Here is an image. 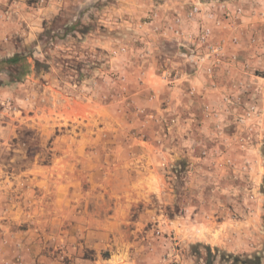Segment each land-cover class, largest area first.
Wrapping results in <instances>:
<instances>
[{
	"label": "rangeland",
	"instance_id": "1",
	"mask_svg": "<svg viewBox=\"0 0 264 264\" xmlns=\"http://www.w3.org/2000/svg\"><path fill=\"white\" fill-rule=\"evenodd\" d=\"M194 4L206 44L153 28ZM17 53L43 66L0 64L1 264H264V0H0Z\"/></svg>",
	"mask_w": 264,
	"mask_h": 264
},
{
	"label": "built area",
	"instance_id": "2",
	"mask_svg": "<svg viewBox=\"0 0 264 264\" xmlns=\"http://www.w3.org/2000/svg\"><path fill=\"white\" fill-rule=\"evenodd\" d=\"M213 5V4H212ZM220 5V4H218ZM202 7L200 4H194L186 14H181L180 12H177L176 15H173L172 21H168L167 23L164 24V26H161V23H158V19H155L154 21L151 22L153 25V28H155L156 31H162V34L174 37L177 40L178 39H183V40H191L194 36V32L186 31L184 29V25L186 23L194 22L196 24H200V28H198L197 33L195 34V38L198 39L200 44H206L208 41H210L213 31L212 28L208 26L207 22L205 23V20H214L217 22V24H220V20L216 18V15L214 12H209L207 14H204L202 16ZM201 22V23H200ZM194 38V39H195ZM210 51L213 54H219V47H214L213 45L209 46ZM183 56L187 57L188 60L193 62L194 64L197 65V55L194 54H187L183 53ZM23 264V263H21Z\"/></svg>",
	"mask_w": 264,
	"mask_h": 264
},
{
	"label": "trees",
	"instance_id": "3",
	"mask_svg": "<svg viewBox=\"0 0 264 264\" xmlns=\"http://www.w3.org/2000/svg\"><path fill=\"white\" fill-rule=\"evenodd\" d=\"M28 56L24 53H17L13 57L8 58L6 60L1 61V65L5 64L9 67V81L12 83L22 82L26 76H28L33 70L39 71L43 66L39 60H34V65L29 62ZM4 84L3 81L0 80V87ZM210 252L209 256H207V264H212L213 259ZM233 264H261V259L259 256L254 258L247 257L244 260H241V257L234 256Z\"/></svg>",
	"mask_w": 264,
	"mask_h": 264
},
{
	"label": "crops",
	"instance_id": "4",
	"mask_svg": "<svg viewBox=\"0 0 264 264\" xmlns=\"http://www.w3.org/2000/svg\"><path fill=\"white\" fill-rule=\"evenodd\" d=\"M10 257H12V256H0V264H1V261L2 260H8Z\"/></svg>",
	"mask_w": 264,
	"mask_h": 264
}]
</instances>
